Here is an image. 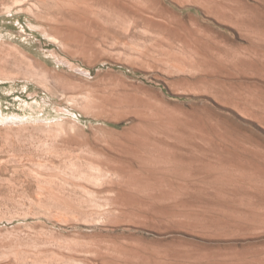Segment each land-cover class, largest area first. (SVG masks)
<instances>
[{"label":"rangeland","instance_id":"374dc122","mask_svg":"<svg viewBox=\"0 0 264 264\" xmlns=\"http://www.w3.org/2000/svg\"><path fill=\"white\" fill-rule=\"evenodd\" d=\"M0 264H264V0H0Z\"/></svg>","mask_w":264,"mask_h":264},{"label":"bare ground","instance_id":"6f19581e","mask_svg":"<svg viewBox=\"0 0 264 264\" xmlns=\"http://www.w3.org/2000/svg\"><path fill=\"white\" fill-rule=\"evenodd\" d=\"M122 91H123V93H124L126 96H128V94L126 93V91H125L124 89H123ZM128 97H129V96H128ZM129 98H130V97H129ZM13 118H15V117L12 115L11 117H9V118H5V119H2V120H4V121H5V120H7V121L10 120V121H12ZM5 122H6V121H5ZM54 125H55V124H54Z\"/></svg>","mask_w":264,"mask_h":264}]
</instances>
